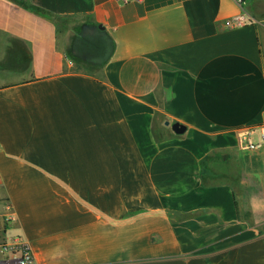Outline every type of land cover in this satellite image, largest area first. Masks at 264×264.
Returning a JSON list of instances; mask_svg holds the SVG:
<instances>
[{"label":"crops","instance_id":"crops-1","mask_svg":"<svg viewBox=\"0 0 264 264\" xmlns=\"http://www.w3.org/2000/svg\"><path fill=\"white\" fill-rule=\"evenodd\" d=\"M263 61L264 0H0L6 235L33 264H264Z\"/></svg>","mask_w":264,"mask_h":264},{"label":"built area","instance_id":"built-area-1","mask_svg":"<svg viewBox=\"0 0 264 264\" xmlns=\"http://www.w3.org/2000/svg\"><path fill=\"white\" fill-rule=\"evenodd\" d=\"M234 21L238 25L245 23L242 16L236 17ZM240 134L242 135L241 144L244 149L262 148L264 150V113L259 124L243 128ZM253 136H256L255 142L250 140ZM6 210L7 213L0 216V264H33L34 256L30 245L18 236L10 237L6 235L5 229L13 221L10 214L11 208L7 207Z\"/></svg>","mask_w":264,"mask_h":264},{"label":"water","instance_id":"water-1","mask_svg":"<svg viewBox=\"0 0 264 264\" xmlns=\"http://www.w3.org/2000/svg\"><path fill=\"white\" fill-rule=\"evenodd\" d=\"M165 124L168 125V122ZM171 128L176 134H182L185 131V127L179 123L172 124Z\"/></svg>","mask_w":264,"mask_h":264},{"label":"rangeland","instance_id":"rangeland-1","mask_svg":"<svg viewBox=\"0 0 264 264\" xmlns=\"http://www.w3.org/2000/svg\"><path fill=\"white\" fill-rule=\"evenodd\" d=\"M233 170H236V171H237V167H236L235 169H233ZM248 180H249V179H248ZM249 182H250V180L248 181V183H249ZM249 184H250V186H253V183L250 182ZM251 189L253 190L252 187L250 188V190H251ZM251 197H253V200L255 201V203L258 204V201H260L259 196H257V195H256V196L252 195Z\"/></svg>","mask_w":264,"mask_h":264},{"label":"trees","instance_id":"trees-1","mask_svg":"<svg viewBox=\"0 0 264 264\" xmlns=\"http://www.w3.org/2000/svg\"><path fill=\"white\" fill-rule=\"evenodd\" d=\"M30 9L36 14H41V11L39 9H37V8L30 7Z\"/></svg>","mask_w":264,"mask_h":264}]
</instances>
